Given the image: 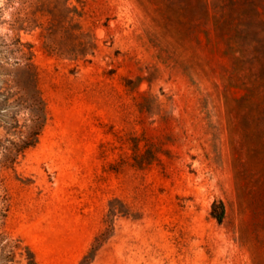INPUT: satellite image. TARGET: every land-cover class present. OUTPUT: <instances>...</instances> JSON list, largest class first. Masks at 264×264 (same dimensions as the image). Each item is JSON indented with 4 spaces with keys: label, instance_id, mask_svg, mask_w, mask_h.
Listing matches in <instances>:
<instances>
[{
    "label": "rangeland",
    "instance_id": "374dc122",
    "mask_svg": "<svg viewBox=\"0 0 264 264\" xmlns=\"http://www.w3.org/2000/svg\"><path fill=\"white\" fill-rule=\"evenodd\" d=\"M0 264H264V0H0Z\"/></svg>",
    "mask_w": 264,
    "mask_h": 264
},
{
    "label": "trees",
    "instance_id": "16d2710c",
    "mask_svg": "<svg viewBox=\"0 0 264 264\" xmlns=\"http://www.w3.org/2000/svg\"><path fill=\"white\" fill-rule=\"evenodd\" d=\"M86 261V257L83 258L82 262Z\"/></svg>",
    "mask_w": 264,
    "mask_h": 264
}]
</instances>
